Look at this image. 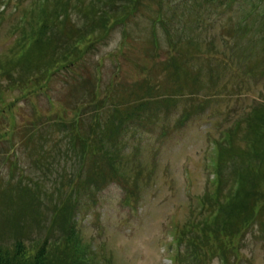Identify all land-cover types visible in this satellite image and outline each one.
Instances as JSON below:
<instances>
[{"label": "rangeland", "instance_id": "rangeland-1", "mask_svg": "<svg viewBox=\"0 0 264 264\" xmlns=\"http://www.w3.org/2000/svg\"><path fill=\"white\" fill-rule=\"evenodd\" d=\"M38 1L0 0V242L46 243L55 264H264V165H243L264 110L220 178L208 158L264 102V0H47L36 33ZM103 9L131 15L76 44ZM168 29L197 45L172 58Z\"/></svg>", "mask_w": 264, "mask_h": 264}, {"label": "trees", "instance_id": "trees-1", "mask_svg": "<svg viewBox=\"0 0 264 264\" xmlns=\"http://www.w3.org/2000/svg\"><path fill=\"white\" fill-rule=\"evenodd\" d=\"M91 11H92V13H94L93 10H91ZM45 12H46V9L43 10L42 15H45ZM104 12H105V9H103L101 12H99L100 18L102 17ZM83 14H87V13H82V15ZM117 20L118 19L115 16L112 17V16L105 15V17L101 18V21L99 20V22H100V25L101 24L104 25L103 29L106 30V29H109V27L111 25L115 24L117 22ZM42 24H43V27H45V23L43 22ZM43 27L41 25L40 28H43ZM90 27H92V30L89 33H88V30L85 32V31H82L80 29L78 31V33L76 35H74V37H76V44L79 43L80 41H82V43H84L85 40L86 41L87 40L93 41L97 38L99 39L100 36L94 32L95 31L94 23H92L90 25ZM36 33H37V31H36ZM89 35L91 36V38L88 37ZM74 37L67 39L68 41H64V43L67 44L70 42V40L74 41ZM180 43H181V40L177 43L172 41V44L174 46H179ZM79 50H80V48L78 45L71 46V54H75V56H77L79 53H81V51H79ZM21 52H22V54H21ZM30 53H32V52L28 51L27 49H24V50L18 52L17 56H18V58L25 59V58H28L27 56ZM50 53L53 55L50 63L56 62L55 56L57 57V59H60L63 56L66 57V53L63 54L62 51L50 52ZM16 60L17 59H15V61ZM18 68H19V70H21L19 72L20 73L19 75H23V66H21L19 64ZM18 68L15 69L14 72H17ZM2 69L3 68L1 67L0 70H2ZM261 130H258V131H261ZM263 137H264V135H263ZM90 145H93V144H92V141H90V137L88 136V146L91 147ZM94 146H96V145L94 144L93 147ZM249 154H250V151H249ZM49 246L50 245L44 243L38 247L30 248L27 245V241L26 240L24 241L23 239L17 240V242L15 244H13L12 246L7 245L3 242H0V264H55V262H53L51 259V257H53V256L51 253V248ZM61 256H62V254H61ZM77 256H78L77 254H75V253L73 254V257H77ZM78 259L79 258H76L75 260L71 259L67 263L65 262V264H81V261H83V260H78ZM85 263H87V262H85Z\"/></svg>", "mask_w": 264, "mask_h": 264}]
</instances>
